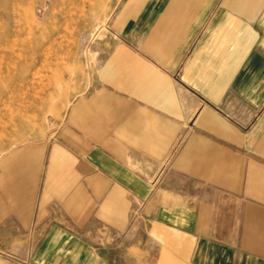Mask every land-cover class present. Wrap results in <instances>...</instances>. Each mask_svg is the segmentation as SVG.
Wrapping results in <instances>:
<instances>
[{
	"label": "crops",
	"instance_id": "0c3cea01",
	"mask_svg": "<svg viewBox=\"0 0 264 264\" xmlns=\"http://www.w3.org/2000/svg\"><path fill=\"white\" fill-rule=\"evenodd\" d=\"M106 38L0 160V264H264V0H122Z\"/></svg>",
	"mask_w": 264,
	"mask_h": 264
},
{
	"label": "rangeland",
	"instance_id": "374dc122",
	"mask_svg": "<svg viewBox=\"0 0 264 264\" xmlns=\"http://www.w3.org/2000/svg\"><path fill=\"white\" fill-rule=\"evenodd\" d=\"M121 2L0 0V160L65 120L98 75L107 20Z\"/></svg>",
	"mask_w": 264,
	"mask_h": 264
}]
</instances>
